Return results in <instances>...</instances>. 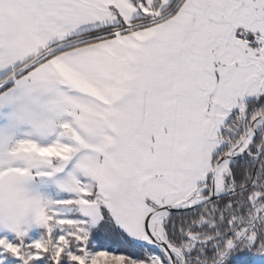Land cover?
Instances as JSON below:
<instances>
[{
    "label": "snow or ice",
    "instance_id": "snow-or-ice-1",
    "mask_svg": "<svg viewBox=\"0 0 264 264\" xmlns=\"http://www.w3.org/2000/svg\"><path fill=\"white\" fill-rule=\"evenodd\" d=\"M0 264H264V0H0Z\"/></svg>",
    "mask_w": 264,
    "mask_h": 264
}]
</instances>
